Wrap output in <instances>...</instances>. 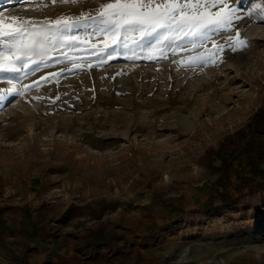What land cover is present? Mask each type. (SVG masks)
Returning <instances> with one entry per match:
<instances>
[{
	"label": "rangeland",
	"instance_id": "rangeland-1",
	"mask_svg": "<svg viewBox=\"0 0 264 264\" xmlns=\"http://www.w3.org/2000/svg\"><path fill=\"white\" fill-rule=\"evenodd\" d=\"M108 3L0 0L3 63L29 57L0 72V264H264V0L209 8L238 19L178 51L168 32L166 58L105 60L124 34L75 22Z\"/></svg>",
	"mask_w": 264,
	"mask_h": 264
},
{
	"label": "snow or ice",
	"instance_id": "snow-or-ice-1",
	"mask_svg": "<svg viewBox=\"0 0 264 264\" xmlns=\"http://www.w3.org/2000/svg\"><path fill=\"white\" fill-rule=\"evenodd\" d=\"M53 2V0H49ZM225 3V0H115V3H108L102 7V10L95 17H85L76 24L87 25L88 20H92L95 28L90 33L91 36L104 35L119 37L121 33L124 34V39L115 43V47H107L105 49V60L109 56L118 57L125 56V58L138 59L143 55V51L136 52V48L143 49L144 41H152L148 45L149 55L148 59H156L154 50H159V57L166 58L161 42L169 40L168 32H175L178 39H173V52L178 51L181 47L180 41L188 38L208 39L210 32L217 30L219 26L229 27L234 19L238 17L233 15L231 9L228 11H216L211 13L209 8H216L218 4ZM225 7L227 5L225 4ZM15 19V18H13ZM57 32L54 34L52 42L54 44L59 41L65 49H75L80 47L78 43V36H67L63 33L70 32L71 27L68 23L61 24L60 21L56 23ZM136 33L141 35L132 40L129 44L128 37ZM163 33V34H162ZM6 36H13V33H5ZM20 38H24V33H18ZM42 38V37H40ZM249 42L243 41L237 35L234 38L231 47L235 49L237 46L245 47ZM197 45L193 44L195 48ZM216 52L223 50L222 46L214 45ZM125 50L131 53L127 56ZM13 55L16 60L11 63H3L4 60H9L10 57L5 54H0V72H15L19 73L21 68L17 66V62L21 63L22 67H27L29 57H21L15 51ZM66 58V57H65ZM61 58H57L59 62ZM202 59L200 56L193 57L188 61L192 63ZM51 61L47 58L40 60L31 59L34 65L24 75H29L38 71L41 67L47 66Z\"/></svg>",
	"mask_w": 264,
	"mask_h": 264
},
{
	"label": "built area",
	"instance_id": "built-area-1",
	"mask_svg": "<svg viewBox=\"0 0 264 264\" xmlns=\"http://www.w3.org/2000/svg\"><path fill=\"white\" fill-rule=\"evenodd\" d=\"M0 204H1V200H0Z\"/></svg>",
	"mask_w": 264,
	"mask_h": 264
}]
</instances>
